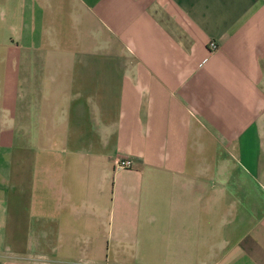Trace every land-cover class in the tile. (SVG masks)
I'll return each mask as SVG.
<instances>
[{
    "label": "crops",
    "instance_id": "obj_1",
    "mask_svg": "<svg viewBox=\"0 0 264 264\" xmlns=\"http://www.w3.org/2000/svg\"><path fill=\"white\" fill-rule=\"evenodd\" d=\"M0 264H264V0H0Z\"/></svg>",
    "mask_w": 264,
    "mask_h": 264
},
{
    "label": "built area",
    "instance_id": "obj_2",
    "mask_svg": "<svg viewBox=\"0 0 264 264\" xmlns=\"http://www.w3.org/2000/svg\"><path fill=\"white\" fill-rule=\"evenodd\" d=\"M208 47L210 49H215L216 48V43L214 41H209ZM113 163H114V165L117 168H128L131 165L130 160H128L126 158H122V157H116V158H114Z\"/></svg>",
    "mask_w": 264,
    "mask_h": 264
}]
</instances>
